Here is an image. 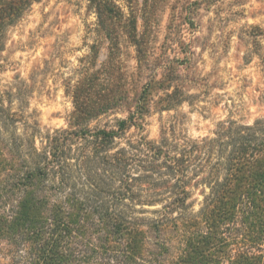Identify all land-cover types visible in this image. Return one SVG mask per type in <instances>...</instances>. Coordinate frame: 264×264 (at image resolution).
<instances>
[{"label":"trees","instance_id":"obj_1","mask_svg":"<svg viewBox=\"0 0 264 264\" xmlns=\"http://www.w3.org/2000/svg\"><path fill=\"white\" fill-rule=\"evenodd\" d=\"M18 11L1 1L0 47ZM159 66L170 74H149L114 103L77 95L73 121L42 148L28 137L8 143L0 130V244L9 247L0 264H264V120L223 123L202 140L172 125L149 139L153 109L184 101L172 66ZM120 105L126 118L91 125ZM0 112L3 128L10 115ZM202 183L196 212L189 200Z\"/></svg>","mask_w":264,"mask_h":264},{"label":"rangeland","instance_id":"obj_2","mask_svg":"<svg viewBox=\"0 0 264 264\" xmlns=\"http://www.w3.org/2000/svg\"><path fill=\"white\" fill-rule=\"evenodd\" d=\"M11 1L19 11L0 47V107L10 115L2 128L0 112V130L8 143L28 137L44 147L48 134L73 121L77 95L98 104L133 96L162 63L172 66L184 101L153 109L143 133L149 139L159 141L172 125L178 137L202 140L223 123L264 120V0ZM138 43L149 61L144 70ZM158 92L154 98L164 100ZM127 115L120 105L91 125ZM203 191V183L192 189L196 212ZM8 249L0 244V260L8 261Z\"/></svg>","mask_w":264,"mask_h":264}]
</instances>
